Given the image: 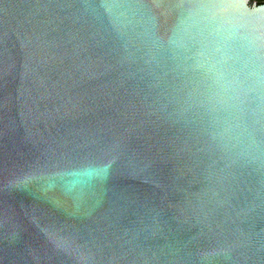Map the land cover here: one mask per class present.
<instances>
[{
	"label": "water",
	"instance_id": "obj_1",
	"mask_svg": "<svg viewBox=\"0 0 264 264\" xmlns=\"http://www.w3.org/2000/svg\"><path fill=\"white\" fill-rule=\"evenodd\" d=\"M0 264H264V3L0 0Z\"/></svg>",
	"mask_w": 264,
	"mask_h": 264
},
{
	"label": "trees",
	"instance_id": "obj_2",
	"mask_svg": "<svg viewBox=\"0 0 264 264\" xmlns=\"http://www.w3.org/2000/svg\"><path fill=\"white\" fill-rule=\"evenodd\" d=\"M257 3H264V0H256Z\"/></svg>",
	"mask_w": 264,
	"mask_h": 264
}]
</instances>
